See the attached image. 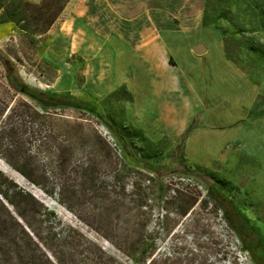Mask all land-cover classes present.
<instances>
[{
  "label": "rangeland",
  "instance_id": "374dc122",
  "mask_svg": "<svg viewBox=\"0 0 264 264\" xmlns=\"http://www.w3.org/2000/svg\"><path fill=\"white\" fill-rule=\"evenodd\" d=\"M198 24L208 27L186 31ZM216 38L232 64L231 72L214 55ZM200 39L209 46L208 52L191 59L185 56L186 46ZM144 49L153 58L147 66L131 60ZM0 50L35 94L72 97L78 107L55 111L81 121L90 140L92 126L119 152L110 131L88 108L107 118L132 147L148 151L155 164L199 166L221 181L220 190L237 202L264 243V0H0ZM178 70L191 75L194 89L206 98L204 105L216 109L207 115L202 103L194 104L189 95L192 103L189 98L185 101L183 127L172 120V110L158 111L145 95L165 84L166 78L159 85L164 77L174 78ZM2 72L0 66V107L11 106L16 114L25 101L42 111L32 98L9 88ZM135 96L141 105L134 103ZM18 121V115L0 116V126ZM188 126L198 139L187 148L189 160L183 148L171 153ZM1 136L2 142L7 139ZM4 154L0 147V186L14 183L27 190L77 229L82 240L101 246L107 258L124 264H264L260 245L246 237L247 245L241 247L221 209L205 199L201 177L171 174L154 180L146 203L155 205L156 213L163 212V229L155 231L154 217L147 226L156 238L145 249L148 258H130L102 236V229L90 224L89 203L75 201L67 209L22 177ZM119 161L123 162L118 155L111 163L123 169ZM139 172H130L128 183L150 184ZM180 187L198 197L184 216L177 214L178 199L171 197V190Z\"/></svg>",
  "mask_w": 264,
  "mask_h": 264
},
{
  "label": "trees",
  "instance_id": "16d2710c",
  "mask_svg": "<svg viewBox=\"0 0 264 264\" xmlns=\"http://www.w3.org/2000/svg\"><path fill=\"white\" fill-rule=\"evenodd\" d=\"M61 7L53 11L51 18ZM0 66L5 84L13 91L29 96L42 108L39 111L22 101L23 109L15 114L11 106L0 107L3 118L13 115L19 118L18 122L0 126L3 159L67 209L71 210L75 201L80 205L89 203L92 206L90 224L102 229V236L125 256L148 258L145 249L156 238L147 226L155 217V231L159 232L164 221L163 212L156 213L155 205L147 204L148 196L155 179L162 180L171 174L201 177L206 188L205 199L213 200L214 206L221 209L224 221L240 240L241 247H246L247 237L260 245L264 254L262 237L240 211L237 202L220 190L221 181L213 179L199 166L190 168L179 163L169 168L155 164L148 151L132 147L124 134L92 108L88 109L110 131L119 152H115L116 149L92 126H89L90 140L86 132L88 127L81 121L55 111L57 107H78L71 101L72 97H57L42 91L35 94L24 84L15 63L1 50ZM191 129V126L186 127L171 150L172 154L182 150ZM1 134L7 138L3 142ZM118 155L123 161L119 164L125 170L116 167V162L111 163L118 160ZM132 171L144 175L150 184L128 183V174ZM171 191V197L178 199L175 204L177 214L184 216L198 197L181 187ZM82 238L84 236L77 229L62 222L53 210L46 208L27 190L14 183L0 186V264H124L107 258L101 246ZM142 245L144 247L137 251Z\"/></svg>",
  "mask_w": 264,
  "mask_h": 264
},
{
  "label": "crops",
  "instance_id": "0c3cea01",
  "mask_svg": "<svg viewBox=\"0 0 264 264\" xmlns=\"http://www.w3.org/2000/svg\"><path fill=\"white\" fill-rule=\"evenodd\" d=\"M207 27L208 25L198 24L196 26H193L192 28H187L186 31H189L191 29H198V30L201 29L200 31H203V29H207ZM216 34L218 35V32H216ZM213 43L216 48L214 55L216 59H218L217 61L220 63L221 66H223L224 70L227 69L229 72H231L233 70V67H232L231 62L224 55V50L222 48V43L220 42V39L216 38ZM197 44H201L204 48L203 51L198 54L194 53L192 50V48ZM208 47L209 46L203 43L201 39L196 40L190 45L189 48H187L186 46V52H185L186 54L184 55L190 59L194 57H202L205 53L208 52ZM143 51H144L143 53H140L139 55L136 54L135 56H133L131 60L133 61L134 59H136L138 61L145 63L147 66L148 63L150 64L153 62V58L151 55L148 54V52L145 49ZM210 69H209V72L213 73L212 70ZM165 78L167 82L163 84V81L165 80ZM174 78H172L173 79L172 80L168 76L164 77L161 81L162 83L161 82L159 83V85L163 84L161 86L162 88L160 87L157 90L156 89L152 90L151 88L149 89V92L145 94L147 96L146 99H148L147 101L151 100V102L155 106L154 108H156L158 111H160V109H166V108L172 110V120H175L177 122L176 125H179L181 127L185 125V121H184L185 119H184V113H183L185 109V101L188 100L189 98V101H188L189 104L192 103V98L189 97V95L191 94L196 99V100L195 99L193 100V103L197 105H200L202 103L203 107L206 110L207 115L211 113V110L216 111V109H212L215 107H211V106L208 107V105H204V103H206V98L202 96L199 92H197L196 89H194V81L189 73H187L185 70H182L181 72L178 70L177 75ZM208 93L209 92H206L208 96V97L206 96L207 98L210 97V94ZM135 102L136 103L138 102V104H140L141 98L138 99L135 96L134 103ZM178 111H181V112L183 111L182 115L181 113L178 114ZM211 125L212 124H210V126ZM196 134L197 133L195 132V130L190 131L184 141L183 151H184V155L186 158H188L187 153H186L188 146H190L191 144L198 143V139L195 140Z\"/></svg>",
  "mask_w": 264,
  "mask_h": 264
},
{
  "label": "water",
  "instance_id": "95a60500",
  "mask_svg": "<svg viewBox=\"0 0 264 264\" xmlns=\"http://www.w3.org/2000/svg\"><path fill=\"white\" fill-rule=\"evenodd\" d=\"M203 46L201 45V44H197V45H195L193 48H192V50H193V52L194 53H201L202 51H203Z\"/></svg>",
  "mask_w": 264,
  "mask_h": 264
}]
</instances>
